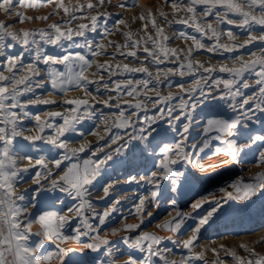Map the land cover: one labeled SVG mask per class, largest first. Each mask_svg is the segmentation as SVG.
Masks as SVG:
<instances>
[{
	"label": "snow or ice",
	"instance_id": "6c2138e0",
	"mask_svg": "<svg viewBox=\"0 0 264 264\" xmlns=\"http://www.w3.org/2000/svg\"><path fill=\"white\" fill-rule=\"evenodd\" d=\"M105 2L106 0H97L100 6H103ZM107 2L111 3V0ZM136 2L137 0H125V3L118 7H126L128 3L134 6ZM166 3H170L174 14L181 11L185 13V17L177 20L176 23L194 27L196 32L206 36L213 43L211 46H206L196 36H189L181 31L177 38L191 39L193 46L189 47L187 52L166 46L164 41L169 40L170 37L164 35V29L156 24L154 18L151 21L152 26L161 37L160 41L151 35L133 40L131 33H123L136 50L126 53L120 51L119 54L138 60V51L143 47V52L146 54L145 60L156 66V72L153 73L148 67L132 68L128 64H117L114 71L113 66L107 62L100 64L80 51L68 50L86 48L91 57H96L104 54L100 51L101 49L106 50L110 46L123 49L129 46L109 41L108 45L98 43L96 48L92 47V41L88 39L87 33H96L98 22L106 14L100 13L91 17L76 15V13H83L85 8L95 9L97 5L91 2L78 7H68L63 0H58L57 11L52 15L58 14V10L63 9L64 13L70 16L68 21L50 24L48 30L10 31L9 29L17 22L34 19L48 20L49 16L33 18L25 16L23 12H15L17 6L43 7L44 4L39 3L38 0H0V9L7 17L13 14L18 17V21L10 23L0 21V57L3 58L0 68L6 65L5 70L9 73L5 75L4 71L0 70V264H51L53 260L59 261V264H81V261L91 253L98 254L92 257V264H95L97 260L100 264H120L121 261L123 264H154L153 257L162 256L158 246L163 243V238L155 233L141 231L135 236L113 242L102 237L99 234L100 229L93 228L85 219L87 231L81 232L80 228L76 227L74 233L65 234L62 229L68 224L66 215L44 211L38 207V202L32 199H27L24 203L28 192H35L36 189H26L24 193L16 194V188L27 182L29 177L40 185L41 178L49 179L55 175L57 178L49 179L48 188L40 185L41 192L55 194L57 199L60 194H65L69 199L78 201L68 207L67 211L74 212L77 217H84L85 211L91 212L93 207L88 197L89 188L94 182L105 177L108 169L115 166L117 160H120L122 164L135 167L136 175L130 173L125 177V183L139 184L144 181L151 186L149 189L151 199L146 203L144 197H136L137 203L134 208L140 223L125 224L120 229H111V234L117 235L120 231L136 232L140 229L141 224L144 223L145 213L148 216L152 215L148 204L159 208L160 201L157 197L163 199L160 187L162 182H169V191H177L190 179H199L196 177V171L208 170L203 166V161L211 155H225L229 157V160L223 163L238 165L243 162V157L253 149L254 145L257 148L264 146V133L252 132L249 126V122L254 119L257 123L260 122L256 113H264V0H187V3L184 0H166ZM160 15L167 23H172L167 20L166 13L161 12ZM198 16L204 18L203 22L198 19ZM210 16L215 18L218 25L236 24L238 18L239 23L236 27L247 32L248 39L242 44H237L232 30L228 29L225 34L231 43H221V32L207 19ZM78 19H89L90 24H80L76 29L69 27L67 31L63 30V24L70 25L73 20ZM119 23L124 24L125 21L120 19ZM146 27L145 25V29ZM256 30L261 32L259 36L252 34ZM104 31L105 36L112 34L106 25ZM75 37H83L84 43H78ZM149 44H151V50L148 47ZM15 45L22 46V51L15 54L6 52V48ZM250 45L256 49L248 53L254 59L244 60L236 56L233 59L234 62L238 61V66L221 65L218 70L215 66H205L204 63L196 61L193 55L199 50L209 53L221 50L227 53L238 52L240 49L247 50ZM47 46H53L60 51H50ZM25 51L32 58L29 63H25ZM181 54L184 55L183 60ZM165 63L177 64L178 67H159ZM41 65L44 66L43 69ZM94 65L97 72L89 74V69ZM59 66H62V69ZM42 71L43 75H41ZM217 71L227 73L230 78L214 75ZM105 72L110 79L113 76H125V79L112 81L113 86L110 88L109 81L104 80ZM135 73H144L147 78L135 81L127 78V74ZM197 73H199L198 78ZM204 73L208 75L205 76ZM246 74L256 78L255 83L258 88L252 95H245L243 91L250 87L245 78ZM90 75H99V80L90 79ZM186 75L193 77L190 88H185L183 83L169 81L170 77L184 78ZM165 81H169L168 87L176 86L181 90L178 105L172 104V101L177 99L173 93L169 92L166 96L160 94L159 86ZM101 84L105 91H115L118 96L115 98L109 96L107 100L96 101V103H102L107 108L119 109V115L117 117L116 113H113L112 122L105 118L103 135L98 127L96 131L88 133L96 136L99 141H105V144L93 147L89 142L81 144L78 148H72L69 146L66 134L84 135L77 126L82 125L85 120H92L96 115V104L87 98L91 96L88 88L94 85L99 92ZM213 86L220 91V99L228 101V109L235 115L225 118L218 113L217 108L212 105L213 100L217 101V105L219 104L217 97L212 96ZM49 87L64 95L69 90L82 89L84 97L63 100L62 104L57 105L58 107L64 105L71 107L65 108L63 112L48 111L42 118L40 114H34L30 106L57 104L54 100L35 95L36 89L47 90ZM125 90L127 96L136 98V103L132 104L124 100L121 93ZM151 92H155V99L149 94ZM141 95L156 106L155 115H147V104L139 99ZM239 97L243 99H238ZM121 102L128 104V109H123ZM131 109L135 111L126 115V112ZM197 109L200 111L198 112ZM141 112L144 115L141 116ZM132 116H135L136 120H133ZM33 120L35 121L33 127H26L25 121ZM160 121H164L168 127H161ZM197 127L201 129L200 134L190 141L189 137L192 135L190 130ZM113 128L117 129L115 133ZM128 129L131 131L129 132ZM105 136L108 137L107 140ZM168 137H172V142H166ZM118 141L123 142L117 143ZM213 141H222L225 147L223 149L216 147L211 153L206 152L212 148ZM112 144H117V147L104 152V147H111ZM43 145L51 146L57 152L62 151L63 154L51 159L44 155L34 156V153L43 150ZM101 152H103L102 156L99 155ZM80 153H85L88 158L82 159L81 163L72 162L74 158H79ZM255 159L260 165H264V150L255 153ZM137 160L144 161L145 165L148 161L154 160L153 166L156 171L141 175L139 167L135 164ZM64 161L69 163L62 167ZM109 161L113 162L112 165L108 164ZM50 164L58 170L55 174L49 167ZM37 166L42 171H36ZM222 166L223 164L209 165L208 168ZM157 172L160 175H157ZM116 183H118L116 179H107L101 188L102 199L111 197L112 205L102 213H92V216L98 218L97 224L100 226L105 224L113 212L119 210L117 206L121 201L118 197L112 196ZM230 187L233 191L220 189L224 195L214 200L202 197L191 204V213L177 211L172 220L160 225L166 230L178 231L186 220H196L190 238L180 242L182 249L189 250L193 255L189 260L182 258L179 264H191L192 260L204 261V253L196 254L194 247L201 229L209 225L210 221L219 214H226L229 210L238 212L255 203L256 199H264V172L254 175L248 181L241 177ZM60 202L64 203L63 200ZM205 204H208L209 208L205 214L200 215L199 210ZM30 208H34L35 211H30ZM193 213L196 215L193 216ZM34 222L42 225L38 233H32ZM93 232L95 235L91 234ZM31 236L42 237V239L35 241L33 247L30 243ZM82 237L90 242H84ZM70 240L83 243V247L88 251L78 254L75 249L60 248L58 244L55 245V252L47 251L45 255L41 251L45 249L47 242L66 243ZM122 245L124 250H121ZM129 248L147 255L136 256L127 251ZM223 250L233 258L234 264H264V256H260L247 246H244V250L252 256V259L248 260L237 256L235 251ZM212 251L217 250L212 249ZM38 252L40 256L37 255ZM126 254L128 259L124 260ZM101 255L104 257L103 260H100ZM163 264H177V262L165 257ZM205 264H207L206 261ZM215 264H223V261L217 260Z\"/></svg>",
	"mask_w": 264,
	"mask_h": 264
},
{
	"label": "rangeland",
	"instance_id": "374dc122",
	"mask_svg": "<svg viewBox=\"0 0 264 264\" xmlns=\"http://www.w3.org/2000/svg\"><path fill=\"white\" fill-rule=\"evenodd\" d=\"M39 3L44 4L43 7L40 8H28V7H19L15 8V12H23L27 17H43L49 16L48 20L44 19H34V20H25L22 23H15L9 30L10 31H19V30H39L45 29L48 30L50 24L61 23L62 21H68L70 16L65 14L63 9L58 10V14L52 15V13L57 11V3L58 0H52V2H48V0H38ZM91 2L94 5H97L95 9H84L83 13H76V15H87L88 17L96 16L100 13H105L106 15L102 16L100 21L98 22L97 32L87 33V37L92 41V47L96 48L98 43H102L104 45H108L109 41H115L120 45L128 44L129 46L123 49H117L115 46H110L105 49H101V52H104L103 55H99L96 57H91L88 53L87 49H78V48H70L69 51L75 52L80 51L82 54L88 55L90 59H94L97 63L103 64L107 62L113 66V70L115 71V65H123L128 64L132 68H140V67H148L150 71L153 73L156 72V66L147 62L145 60L146 54L143 52V47H141L138 51L139 59H134L132 57H126L119 54L120 51L128 52L136 50L131 46V44L127 41L126 37L123 33H131L133 40H139L141 38H145L148 35H151L157 41L161 40V37L157 35L155 29L152 26V19L154 18L156 24L164 29V35L170 37L169 40L164 41L166 46L172 48L183 49L184 52H187L189 47L193 46V42L191 39H183L177 38L179 32H185L189 36H196L197 39L202 40L206 46H211L213 43L212 40L207 39L206 36H203L201 33L196 32L194 27H190L183 24L176 23L177 20L185 17L184 12H179L178 14H174V10L170 7V3H166V0H137L136 4L133 6L131 3H128L126 7H118V5L125 3V0H111V3H108L107 0L103 6L98 5L97 0H63L65 6L73 7L79 6L81 4L86 5ZM187 3V0H184ZM198 11H202V9H198ZM161 12L167 14V20L172 23L169 24L165 21V18L160 15ZM258 14V13H256ZM141 17H143L141 19ZM123 19L125 21L124 24H120L119 20ZM202 22L204 18L202 16H198ZM211 21L213 27H218L221 32V43L230 44L231 41L226 36V31L231 29L234 36L236 37V43L242 44L248 39V33L240 30L236 27V24L239 23V19H236V24L233 25H218L215 18L210 16L207 18ZM0 21L5 23H10L12 21H18V17L13 14L11 17H7L6 14L0 9ZM80 24H90L89 19H78L73 20L70 25L63 24V30L67 31L69 27L72 29L78 28ZM112 32L111 35L105 36L104 27ZM145 25L147 26L145 29ZM252 34L259 36L261 32L259 30L254 31ZM78 43H84L83 37H75L74 38ZM10 43H14L11 42ZM68 42H66L67 44ZM50 51L59 52L58 48H54L53 46H47ZM151 50V44L148 45ZM256 50L253 46H249L247 50L240 49L238 52L234 51L232 53L227 52H216L209 53L205 50H199L198 52H194V58L196 61L204 63L205 66H215L218 70L221 65H227L228 67L238 66V61L234 62V57L240 56L244 60H252L250 54L251 51ZM22 51V46L15 45L14 47L6 48V52L9 54H15ZM222 53V54H221ZM25 63L31 62V56L25 51ZM181 59H184V55L181 54ZM0 63H3V58L0 57ZM43 65L41 68L43 69ZM62 69V66H59ZM160 68L166 67H178L177 64H169L165 63L159 66ZM197 67V65H194ZM4 68H0V70L4 71L5 75H9V73ZM97 68L95 65L89 69V74L96 73ZM43 75V71L41 72ZM207 76V73H204ZM214 75L221 76L223 78H230L227 73H219L218 71L214 73ZM104 80L109 81L110 88L113 86L112 81H123L125 76H113L109 77V75L105 72L103 73ZM199 73H197V78ZM128 79H132L133 81L147 78L144 73H135V74H127ZM249 88L243 89L245 95H252L256 92L258 86L255 83V77H249L246 74ZM90 79L99 80V75L91 76ZM175 81L177 84L183 83L185 88L192 87V76H185L184 78L180 77H170L169 81ZM169 81H165V83L159 86V92L162 96L168 95L169 92L173 93L177 96L176 100L172 101V104H179V96L182 94L181 90L176 87H168ZM150 87H152L150 85ZM223 86H221L222 88ZM88 91L91 93L90 102L96 104V115L92 120H85L82 125H78L77 127L81 129L84 135L80 134H66L69 142V146L72 148H78L81 144H87L91 142L93 147H96L100 144H105V141H99L96 136L88 134L91 131H96L97 127L101 131L103 135V128L105 123V118L108 119L109 122L113 121V113H116L117 117L119 115V109L116 108H107L102 103H96V101L107 100L109 96L115 98L118 96V93L115 91H105L103 85H100L99 92L96 91V87L94 85H90ZM124 97V100L130 101L132 104L136 103L135 97H129L126 94V90L121 93ZM156 98L155 92L149 93ZM36 96H40L43 99H50L57 102V104L53 105H39L31 108V111L34 114H40L42 118L46 116L48 111H65V108L71 107L64 105L63 107H58L57 105L62 104L63 100L84 97V91L81 90H69L66 95L58 93L54 90H51L50 87L47 90L36 89ZM212 96L217 97L219 100V104L217 105V101L213 100L212 105L217 108V111L220 115L225 118L231 117L235 115L228 109V101L225 99H220V91H218L213 86ZM95 98V99H92ZM140 100L144 101L147 104V115L153 116L156 114V106L147 100L141 95L139 97ZM185 99L187 97L185 96ZM238 99H243V97H239ZM115 101L113 100V103ZM251 106V105H250ZM121 107L123 109H128V104L121 102ZM203 107V105H201ZM131 111H135V109L129 110L126 112V115L130 114ZM199 112L200 109H197ZM178 114V112H177ZM144 115L141 112V116ZM256 116H259V123L255 121V119L249 122V126L252 132L256 133H264V113H256ZM133 120H136L135 116H132ZM62 122V121H59ZM35 121H25V125L28 128H32ZM161 127H168V125L164 121H160ZM117 129L113 128V133H115ZM122 133L124 130H120ZM130 132L131 129H128ZM192 135L189 137V140L192 141L196 137L199 136L201 129L199 127L194 130H190ZM28 134V133H26ZM108 137L105 136V140ZM178 139V137H177ZM123 141H118L117 143H122ZM166 142H172V137H168ZM38 144L40 142H37ZM117 147V144H112L111 147H104V152L111 151ZM220 147L224 148L225 145L222 141H213L212 148L206 150V152L211 153L212 149ZM43 150L34 153L33 155L38 157L40 155H44L46 158H53L62 155V151L57 152V150L53 149L51 146L43 145ZM264 150V146L257 148L255 145L251 151L247 152V155L243 157V162L236 165L232 163H223L229 160V157L225 155H211L210 158L203 161V166L208 169L206 172L196 171V177L199 179H190L189 182L185 183L183 187L177 191H169V182L164 181L161 183V195L163 199L157 197L160 201L159 208L152 207V204H148V208L151 209L152 215L148 216L146 213L144 215V223L141 224V228L136 232L129 231H120L117 235L111 234V229L116 228L120 229L125 224H139L140 219L135 214L134 205L137 203L136 197H144L147 201L151 199L150 196V185L141 181L139 184H128L125 183V177L130 173L132 175H136V168L131 165L122 164L120 160L116 161L115 166L110 167L108 169L107 175L96 182H94L93 186L89 188L90 195L88 199L92 202L91 212L85 211L84 217H77L74 212H68L67 208L72 206L78 201H74L69 199L65 194H60L59 199L56 198L55 194L44 193L40 190V185L43 188H48L49 179L57 178L55 175L49 179L41 178L40 185H37L33 178L29 177L27 182L23 183L22 186L16 188V194L19 195L24 193L26 189H36L35 192L29 191L26 197L27 199H32L38 202V207L44 211H53L57 212L60 215H66L68 217V224H66L65 228L62 231L65 234L74 233V229L79 227L81 232L87 231L85 227V219H87V223L91 224L93 228H99V234L102 237H106L110 241L119 242L121 238H127L129 236H135L139 232H149L155 233L157 236L163 238V243L159 245L162 252L161 257H153L154 264H163V259L166 257L169 260H174L179 264V262L183 259L189 260L191 259L193 253L187 249H182L180 246V242L190 238L192 235V228L196 224L195 219H188L184 222L181 228L178 231L166 230L160 225L167 223L172 220L173 217L176 216L177 211L189 212L191 213V204L196 200L201 199L202 197H208L210 200H214L224 195L220 191V189H226L227 191H233L230 185L236 182L239 178H243L245 181L250 180L254 175L264 172V165H260L255 159V153L258 151ZM99 155H103V152L99 153ZM79 158H74L72 162L81 163L82 159L88 158L85 153L78 154ZM34 162V160H33ZM69 161H64L62 167L66 166ZM112 161H109L108 164L112 165ZM26 164V162H25ZM135 164L139 167L140 174L146 175V173L151 171H156V168L153 166L155 164L154 160L148 161L145 165V162L142 160L135 161ZM223 164L222 167L216 168H208L209 165H220ZM52 168L53 173L55 174L58 170L53 166L49 165ZM216 169V170H215ZM36 171H42V169L37 166ZM228 172V174H225ZM224 174V175H223ZM157 175H160L157 172ZM220 176V177H219ZM218 177V178H217ZM216 178V179H215ZM107 179H116L118 183L115 185V189L112 192V196L118 197L121 201L120 205H118V211L113 212L110 217L107 218L105 224L100 226L97 224V217L92 216V213H102L105 210L109 209L112 205V198L109 197L107 199H102L103 192L101 190L102 186L106 182ZM209 193H214V195H209ZM177 196V197H176ZM173 197V198H172ZM60 200H63L64 203H61ZM174 201V204H173ZM227 208V205H225ZM235 207V206H234ZM209 205L205 204L202 209L199 210V214H205L206 210H208ZM30 211H35L34 208H30ZM196 214L193 213V216ZM42 225L38 222H34L32 224V233H38L41 231ZM95 235V232L91 233ZM38 239H42V237L31 236L30 243L34 247L35 241ZM84 242L87 241L82 237ZM264 199H256L255 203L251 204L248 208H244L237 211L229 210L226 214H219L218 217L214 218L213 221H210L209 225L205 226L201 229L199 234V239L196 242V246L194 247V252L196 254L204 253V261L200 260H192L191 264H215L217 260L223 261V264H234V260L231 256L228 255V252L223 249H229L235 251L237 256L244 258L245 260L252 259L249 252L244 250V246H247L250 249H253L255 253L260 256H264ZM76 242V243H75ZM58 244L60 248L64 249H76L78 254H82L83 252H87L82 245L83 243H78L75 240H70L66 243H62L59 241L47 242L45 244V249L41 251L44 254H47V251H56L55 245ZM74 244V245H73ZM51 245V246H49ZM75 246V247H73ZM77 246V247H76ZM79 246V247H78ZM82 246V247H80ZM73 247V248H72ZM212 249L217 250L213 252ZM121 250H124V246H121ZM128 252L134 253L136 256H146L147 253H140L135 249H127ZM218 253V255H217ZM40 256V252L37 253ZM97 253H91L88 257H85L81 264H92V257L97 256ZM75 258V257H74ZM103 256H100V260H103ZM124 260L128 259V255L126 254L123 258ZM51 264H59V261L53 260ZM95 264H100L99 260L95 262ZM123 264V261L120 262Z\"/></svg>",
	"mask_w": 264,
	"mask_h": 264
},
{
	"label": "bare ground",
	"instance_id": "6f19581e",
	"mask_svg": "<svg viewBox=\"0 0 264 264\" xmlns=\"http://www.w3.org/2000/svg\"><path fill=\"white\" fill-rule=\"evenodd\" d=\"M216 170V169H215ZM225 174H228V172H226ZM224 175V174H223ZM220 177V176H219ZM218 178V177H217ZM216 179V178H215ZM177 197V196H176ZM173 198V197H172ZM76 243V242H75ZM74 245V244H73ZM83 246V245H82ZM82 246H80V247H82ZM73 247H75V246H73ZM72 247V248H73ZM77 247V246H76ZM79 247V246H78ZM75 249V248H74ZM76 250V249H75Z\"/></svg>",
	"mask_w": 264,
	"mask_h": 264
}]
</instances>
